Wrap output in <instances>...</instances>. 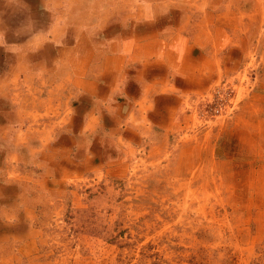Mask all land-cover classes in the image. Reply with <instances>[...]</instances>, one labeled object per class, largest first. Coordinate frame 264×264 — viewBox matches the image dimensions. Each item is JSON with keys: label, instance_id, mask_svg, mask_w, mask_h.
<instances>
[{"label": "rangeland", "instance_id": "rangeland-1", "mask_svg": "<svg viewBox=\"0 0 264 264\" xmlns=\"http://www.w3.org/2000/svg\"><path fill=\"white\" fill-rule=\"evenodd\" d=\"M30 53L28 70L21 55L0 61L1 79L11 80L0 92V264H264L263 120L255 118L254 135L241 132L253 144L243 150L227 133L241 129L245 112L261 115L264 39L253 38L252 53H239L237 68L191 102L192 141L206 133L212 146H139L121 167L75 176L54 173V156L39 161L37 130L55 118L51 103L45 117L44 98L60 94L59 114L69 110L61 82L71 72L59 69V55L43 65L37 47Z\"/></svg>", "mask_w": 264, "mask_h": 264}, {"label": "crops", "instance_id": "crops-1", "mask_svg": "<svg viewBox=\"0 0 264 264\" xmlns=\"http://www.w3.org/2000/svg\"><path fill=\"white\" fill-rule=\"evenodd\" d=\"M202 1L0 0V61L21 55L20 69L28 70L34 46L40 64L46 56L59 55L65 62L59 69L71 72L61 82L69 86L68 111L59 114L60 94L43 99V105L54 104L55 118L37 127L43 139L39 161L60 159L54 173L75 176L110 164L119 167L139 146L154 151L158 146H212L210 134L192 141L195 114L189 107L194 96L237 68L239 53H252L253 38L264 39V0H230L225 7ZM243 25L244 43L239 37ZM260 31L263 37L254 36ZM1 78L0 92L11 85L8 75ZM27 95L22 103H30ZM262 108L261 115L245 112L240 130L230 124L229 146H253L241 132L254 135L255 118L263 120L258 132L264 135Z\"/></svg>", "mask_w": 264, "mask_h": 264}, {"label": "bare ground", "instance_id": "bare-ground-1", "mask_svg": "<svg viewBox=\"0 0 264 264\" xmlns=\"http://www.w3.org/2000/svg\"><path fill=\"white\" fill-rule=\"evenodd\" d=\"M233 1V0H232ZM228 4V3H227ZM234 4V3H233ZM250 4V3H249ZM262 4V3H261ZM246 5V4H245ZM249 7V6H248ZM264 8V7H263ZM227 9V8H226ZM261 10V9H260ZM205 11V10H204ZM230 11V10H229ZM237 11V10H236ZM262 11V10H261ZM260 11V12H261ZM132 12V11H131ZM232 12V11H231ZM221 14V13H220ZM233 14H235V13H233ZM263 14H264V12H263ZM262 14V15H263ZM207 15V14H206ZM229 15V14H228ZM261 15V16H262ZM221 16H222V14H221ZM213 17V16H212ZM233 18V17H232ZM212 19V18H211ZM194 20V19H193ZM227 20V19H226ZM229 20V19H228ZM233 20V19H232ZM210 22V21H209ZM229 22V21H228ZM233 22H234V20H233ZM235 25V24H234ZM236 26V25H235ZM227 27V26H226ZM229 27V26H228ZM232 29H233V27H231ZM237 29V28H236ZM127 32V31H126ZM134 33V32H133ZM106 34V33H105ZM132 34V33H131ZM84 35V34H83ZM112 36V35H111ZM127 36H125V38H126ZM122 39V38H121ZM241 39V38H240ZM236 45V44H235ZM191 50V49H190ZM23 142V141H22ZM14 158V157H13ZM187 196V195H186ZM191 197V196H190Z\"/></svg>", "mask_w": 264, "mask_h": 264}]
</instances>
